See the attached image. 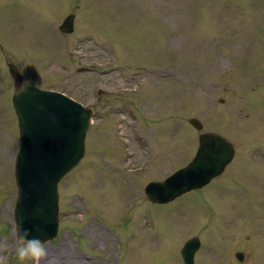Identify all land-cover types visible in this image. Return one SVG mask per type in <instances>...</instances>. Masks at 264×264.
I'll use <instances>...</instances> for the list:
<instances>
[{"label": "rangeland", "instance_id": "rangeland-1", "mask_svg": "<svg viewBox=\"0 0 264 264\" xmlns=\"http://www.w3.org/2000/svg\"><path fill=\"white\" fill-rule=\"evenodd\" d=\"M9 64L95 111L45 264H183L193 237L196 264H264V0H0V256L20 264ZM203 132L234 145L227 172L150 203L145 187L187 165Z\"/></svg>", "mask_w": 264, "mask_h": 264}, {"label": "water", "instance_id": "water-1", "mask_svg": "<svg viewBox=\"0 0 264 264\" xmlns=\"http://www.w3.org/2000/svg\"><path fill=\"white\" fill-rule=\"evenodd\" d=\"M59 30L66 35L74 33L75 15L67 16ZM8 69L10 76L22 83L16 66L9 64ZM12 102L20 139L14 164L18 189L15 225L20 221L33 236L51 242L59 231V184L85 156L94 111L63 93L33 86L16 90ZM189 123L197 131L204 128L198 119ZM234 155V146L224 137L200 134L193 161L164 181L150 183L145 188L147 200L163 205L204 188L223 174ZM200 247L196 237L186 242L181 250L184 264H195ZM236 257L243 261L242 253Z\"/></svg>", "mask_w": 264, "mask_h": 264}, {"label": "clouds", "instance_id": "clouds-1", "mask_svg": "<svg viewBox=\"0 0 264 264\" xmlns=\"http://www.w3.org/2000/svg\"><path fill=\"white\" fill-rule=\"evenodd\" d=\"M14 252L20 264H45L48 258L47 241L39 236H33L20 221L14 227ZM0 264H6L0 256Z\"/></svg>", "mask_w": 264, "mask_h": 264}, {"label": "flooded vegetation", "instance_id": "flooded-vegetation-1", "mask_svg": "<svg viewBox=\"0 0 264 264\" xmlns=\"http://www.w3.org/2000/svg\"><path fill=\"white\" fill-rule=\"evenodd\" d=\"M233 146H234V145H233ZM234 149H235V147H234ZM235 154H236V153H235ZM235 158H236V155H234L233 161H232V162L226 167L225 171L223 172V174H222L221 176H223L224 173L227 172V169H229V166L234 162ZM185 166H186V165H185ZM221 176H220V177H221Z\"/></svg>", "mask_w": 264, "mask_h": 264}]
</instances>
